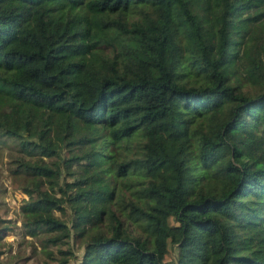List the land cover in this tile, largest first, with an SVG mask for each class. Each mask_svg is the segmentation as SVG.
<instances>
[{
	"label": "trees",
	"instance_id": "16d2710c",
	"mask_svg": "<svg viewBox=\"0 0 264 264\" xmlns=\"http://www.w3.org/2000/svg\"><path fill=\"white\" fill-rule=\"evenodd\" d=\"M0 135L52 264H264V0H0Z\"/></svg>",
	"mask_w": 264,
	"mask_h": 264
},
{
	"label": "rangeland",
	"instance_id": "374dc122",
	"mask_svg": "<svg viewBox=\"0 0 264 264\" xmlns=\"http://www.w3.org/2000/svg\"><path fill=\"white\" fill-rule=\"evenodd\" d=\"M129 19H134L137 14L135 11H130ZM112 51H116V47H120L118 40L114 39ZM108 50L110 48H107ZM110 51V50H109ZM107 135L105 128L98 126L96 135ZM62 158L67 156V152L62 153ZM27 157L24 147L20 144L18 137H7L0 135V230L4 231L0 239V249L3 251L0 254V264H52L55 260L48 258L40 249L42 234L34 236L24 235L25 228L22 225V216L19 210L20 202L26 198L21 191L25 180L21 175L13 174L14 169H19L17 159L19 157ZM75 165L73 164L72 167ZM78 167H76L77 169ZM62 178L71 179L70 175H65V170H62ZM56 214L64 217L67 223L71 225L72 212L66 207V212L61 214L59 211ZM171 224L174 223L173 218L170 219ZM41 235V236H40ZM85 244V238L80 237L71 229V236L67 244H58L49 246L53 251L58 248H71L73 258L68 264H76L80 258ZM177 249L172 244L168 245V250L164 256V261L167 264H173L176 260Z\"/></svg>",
	"mask_w": 264,
	"mask_h": 264
}]
</instances>
